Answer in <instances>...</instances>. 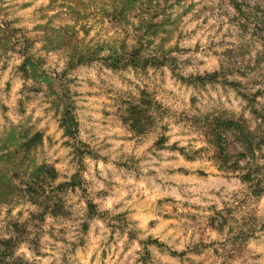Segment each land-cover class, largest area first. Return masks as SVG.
<instances>
[{
  "label": "clouds",
  "instance_id": "clouds-1",
  "mask_svg": "<svg viewBox=\"0 0 264 264\" xmlns=\"http://www.w3.org/2000/svg\"><path fill=\"white\" fill-rule=\"evenodd\" d=\"M123 7L0 0V264H264V0Z\"/></svg>",
  "mask_w": 264,
  "mask_h": 264
},
{
  "label": "rangeland",
  "instance_id": "rangeland-1",
  "mask_svg": "<svg viewBox=\"0 0 264 264\" xmlns=\"http://www.w3.org/2000/svg\"><path fill=\"white\" fill-rule=\"evenodd\" d=\"M149 2V8L151 7V0H148ZM123 3H124V7H123V10H120L119 12V16H120V19L121 20H124L125 19V16H124V13L126 11H128V9L132 8L133 5L136 3V0H123ZM154 27H157V26H153L151 24L148 25L147 27V32L148 33H152L154 34ZM72 35H74L73 33L69 32L67 33L64 37L61 38V43H70L71 42V37ZM151 44V42H149V45ZM81 59H84L83 56H81ZM30 63V61L28 62ZM134 115L136 116L138 122L140 121V118L142 117L143 113H135L134 112ZM40 137H37V140H39ZM44 168H40L36 173H34V179L39 182V178L43 176L44 174ZM32 186L30 185V188ZM33 191H36L37 189L36 188H32ZM14 191V188L11 184V181L7 180V178L3 175H0V197H3L5 196L6 193H11ZM61 211V207L59 204H57V212H60Z\"/></svg>",
  "mask_w": 264,
  "mask_h": 264
}]
</instances>
